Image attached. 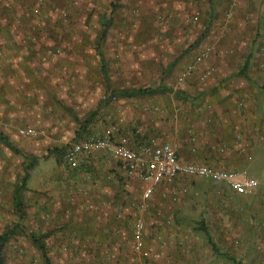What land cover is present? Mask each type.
<instances>
[{"label":"rangeland","instance_id":"1","mask_svg":"<svg viewBox=\"0 0 264 264\" xmlns=\"http://www.w3.org/2000/svg\"><path fill=\"white\" fill-rule=\"evenodd\" d=\"M220 118L230 144L210 141ZM0 132L17 150L0 143V232L25 227L50 264H264V0H0ZM92 138L171 147L258 184L238 195L180 177L146 197L106 152L71 156ZM27 158L37 165L20 215ZM4 255L46 264L21 234Z\"/></svg>","mask_w":264,"mask_h":264},{"label":"built area","instance_id":"2","mask_svg":"<svg viewBox=\"0 0 264 264\" xmlns=\"http://www.w3.org/2000/svg\"><path fill=\"white\" fill-rule=\"evenodd\" d=\"M106 152L120 162L127 173L143 185V193L150 197L162 183L172 182L180 177H207L225 183L238 195L252 193L257 182L245 174L227 171H213L205 166L183 163L171 147H143L130 149L115 145L107 139H88L73 145L71 156L92 155ZM142 225L138 224L136 235L141 237Z\"/></svg>","mask_w":264,"mask_h":264},{"label":"trees","instance_id":"3","mask_svg":"<svg viewBox=\"0 0 264 264\" xmlns=\"http://www.w3.org/2000/svg\"><path fill=\"white\" fill-rule=\"evenodd\" d=\"M110 29V24L109 22L102 23V38L103 40L106 39L108 31ZM100 57L103 59V54L101 49L98 50ZM103 75L106 79V81L109 80L107 76V70L106 66H103ZM160 90V89H159ZM107 94H110L111 97H124V98H135V97H141L144 95H149L153 94L154 92H157L155 89H122V90H107ZM110 100V97H109ZM0 143L10 150L11 152H17L16 148L13 146V144L10 142V140L6 137L5 134L0 132ZM37 165V159H26V163L24 166V172L23 175L20 177L18 184L15 187L14 194H13V205L16 210L20 215H23V209H24V194L27 190V183L29 180V175L32 170ZM202 232L206 234V236L210 240V236L208 234V231L204 225L201 227ZM23 235L27 237L38 249L39 253L42 255L43 260L45 261L46 264H50V259L47 254V250L45 245L43 244L42 241H40L34 234L28 235L25 227L21 225L15 226L11 230H6L3 232H0V264H6V259H5V249L9 245V243L12 241V239L15 237V235Z\"/></svg>","mask_w":264,"mask_h":264},{"label":"crops","instance_id":"4","mask_svg":"<svg viewBox=\"0 0 264 264\" xmlns=\"http://www.w3.org/2000/svg\"><path fill=\"white\" fill-rule=\"evenodd\" d=\"M227 114L229 115V113H227ZM205 131H206V129L200 128V132H205ZM209 132L212 135V138L210 139V141H223V142L226 141L225 143H228V144H230L229 142L232 141V135L229 134L228 123L226 120H223L221 118L218 120V123L215 122V127H213V129H211V131H209ZM105 156L108 157L107 160L111 164L115 163L111 156H108V155H105ZM107 160L105 159V162L108 165H110Z\"/></svg>","mask_w":264,"mask_h":264}]
</instances>
